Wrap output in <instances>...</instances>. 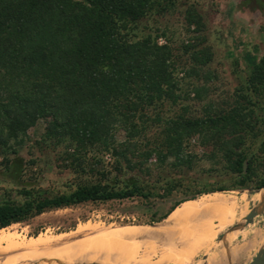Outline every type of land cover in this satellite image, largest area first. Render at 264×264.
<instances>
[{"label":"trees","instance_id":"obj_1","mask_svg":"<svg viewBox=\"0 0 264 264\" xmlns=\"http://www.w3.org/2000/svg\"><path fill=\"white\" fill-rule=\"evenodd\" d=\"M176 11L178 0H0L4 173L14 181L24 175L26 166L19 157L23 138L43 121L41 143L63 146V168L94 180H78L70 191L52 196L35 195L25 185L17 191L22 201L6 191L0 202V229L48 210L150 197L132 172L146 169L151 155L147 132L152 123L163 128L164 145L155 148L161 157L164 148L182 159L184 135L197 130L210 131L219 140L229 134L226 156L239 176L236 186L247 189L258 158L256 151L241 150V146L253 139L264 149V54L247 66L242 87L235 89L225 106L209 104L201 118H167L163 116L166 107L188 100L191 91L198 95L197 88H184V80L194 74L199 77L213 58L205 44V19L194 4L182 11L187 32L192 34L186 43L174 46L167 38V27L160 24L150 32L147 22L158 23ZM161 37L165 42H159ZM184 56L191 63L186 70ZM118 131L125 133L122 140L116 139ZM106 155L113 159L111 169L95 170L92 160L101 161ZM261 187L264 180L255 189ZM222 190L214 187L206 192L230 195Z\"/></svg>","mask_w":264,"mask_h":264},{"label":"rangeland","instance_id":"obj_2","mask_svg":"<svg viewBox=\"0 0 264 264\" xmlns=\"http://www.w3.org/2000/svg\"><path fill=\"white\" fill-rule=\"evenodd\" d=\"M189 4H194L205 19V44L211 47L213 58L203 72L199 71V77L194 74L186 76L184 80V88H197L198 95L191 91L188 100H182L176 106L166 107L163 116L167 118H201L207 114L209 104L225 106L226 101L231 100L235 89L242 87L247 66L256 63L264 54V0H178L179 11L168 14L160 22H155L156 24L147 22L148 26L152 27L150 32L154 33L160 24L167 27V38L174 46L181 42L186 43L192 34L187 32L182 11L184 6ZM158 40L160 43L165 42L163 37ZM182 64L185 70L190 68L191 63L188 62L187 56L183 57ZM204 72L208 73L203 74ZM182 75L183 73L180 74ZM161 129V125L152 123L147 132L151 155L145 163L146 169L132 172H136L140 177L150 197L134 196L48 210L25 222L10 225L0 231V236L13 237L17 242L39 234L53 236L71 232L79 224L89 222L104 227L151 223L159 220L181 200L193 195L198 197L205 195L204 193L209 194L211 192L206 191L210 188L221 187L225 189L222 191L230 194L226 196L236 201L235 214L229 222L215 221L211 243L193 262L190 260L187 264L224 261L228 262L227 264H247L264 249V187L255 189L260 181L264 180V149L260 141L248 139L241 146V150L256 151L258 158L254 164V175L246 189L236 186L239 176L234 172L232 159L226 156L227 146L224 143L228 142L229 134H225L220 140L215 139L212 132L203 129L184 135L180 147L182 159H177L164 148L161 154L163 157L157 153L155 148L159 144L160 147L164 145ZM43 132L44 122L38 121L35 126L29 128L23 138L19 157L22 158L26 169L17 181L4 173L0 157V202L6 191L13 199L22 201L23 198L17 191L25 185L33 188L35 195L52 196L70 191L78 180L94 181L91 175L78 176L72 170L63 168L64 147L41 143ZM124 136L123 131L116 133L117 140H122ZM80 153L83 155L81 150ZM95 158L91 164L95 170L111 169L113 159L110 156H103L101 161H95L98 157ZM244 164L247 166L245 161ZM252 211L259 214L248 222L246 216ZM80 236L82 234L68 238L71 240ZM244 243L249 247L242 252V257L229 258L228 252L225 251L233 252L243 247ZM23 252L3 243L0 264H91L88 260L76 263V258L68 256L71 258L69 261L67 255H60L58 259L53 260L44 256H25ZM209 257L214 260L199 263ZM107 263L114 264L107 261L102 264Z\"/></svg>","mask_w":264,"mask_h":264},{"label":"bare ground","instance_id":"obj_3","mask_svg":"<svg viewBox=\"0 0 264 264\" xmlns=\"http://www.w3.org/2000/svg\"><path fill=\"white\" fill-rule=\"evenodd\" d=\"M235 209L236 201L232 197L212 192L180 202L166 218L149 224L104 227V225L89 222L79 224L71 232L53 236L39 234L17 242L13 240V237L1 235L0 251L1 245L5 243L7 246L21 249L25 256H44L47 259L56 260L60 255H67V259L68 256L76 258V263L88 260L91 264H102L105 261L114 264H187L198 251L208 245L210 234H212L209 228L212 217L207 214H191L204 210L223 223L233 218ZM5 228H1L0 231ZM76 234H82V236L69 240L68 237ZM159 242H162L160 256L157 255L158 259L152 261L149 250ZM260 242L262 243L263 240ZM54 243L58 244L51 247L50 244ZM246 244L244 243L245 246L233 252L227 250L225 252H228L229 258L234 256L240 258L242 252L249 247ZM139 245L145 246V250L140 254L137 253ZM213 260V257H209L199 263H208ZM227 263L224 261L212 264Z\"/></svg>","mask_w":264,"mask_h":264},{"label":"crops","instance_id":"obj_4","mask_svg":"<svg viewBox=\"0 0 264 264\" xmlns=\"http://www.w3.org/2000/svg\"><path fill=\"white\" fill-rule=\"evenodd\" d=\"M196 213H197V214H196ZM204 214H207V215H209L210 217H212V219L210 220V224H209V228H210L211 233H212V231H213V225L216 224L215 221H217V220L211 215V213H209V212H207V211H204V210H199V211L193 212L191 215H204ZM211 240H212V234H210V239H209V243H208V245H207L203 250H205V249L209 246V244L211 243ZM159 243H160V242H159ZM159 243L155 244V245L152 247V249L149 250V251L151 252L150 255H149V257H150V260H152V261H154L153 258H156L157 255L160 256V250H161L162 244H161V243L159 244ZM137 247H139V249H137V253H138V254L142 253V252L145 250V246H143V245H142V246L139 245V246H137ZM138 250H139V251H138ZM203 250H200L199 252H197V253L194 255V257H193V259H192V262H193L194 258H195L200 252H202ZM152 254H153V255H152ZM159 256H157V258H156L155 260H157Z\"/></svg>","mask_w":264,"mask_h":264},{"label":"water","instance_id":"obj_5","mask_svg":"<svg viewBox=\"0 0 264 264\" xmlns=\"http://www.w3.org/2000/svg\"><path fill=\"white\" fill-rule=\"evenodd\" d=\"M245 167V164H244ZM256 211L250 212L247 216L246 219L248 222H250L256 215H258ZM247 264H264V249L258 253L252 260H250Z\"/></svg>","mask_w":264,"mask_h":264}]
</instances>
